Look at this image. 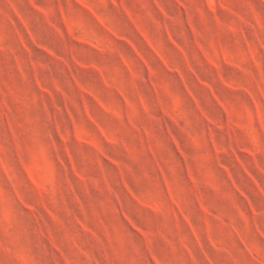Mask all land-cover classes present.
Returning a JSON list of instances; mask_svg holds the SVG:
<instances>
[{
	"label": "clouds",
	"instance_id": "1",
	"mask_svg": "<svg viewBox=\"0 0 264 264\" xmlns=\"http://www.w3.org/2000/svg\"><path fill=\"white\" fill-rule=\"evenodd\" d=\"M0 264H264V0H0Z\"/></svg>",
	"mask_w": 264,
	"mask_h": 264
},
{
	"label": "rangeland",
	"instance_id": "2",
	"mask_svg": "<svg viewBox=\"0 0 264 264\" xmlns=\"http://www.w3.org/2000/svg\"><path fill=\"white\" fill-rule=\"evenodd\" d=\"M115 164V162H113Z\"/></svg>",
	"mask_w": 264,
	"mask_h": 264
}]
</instances>
